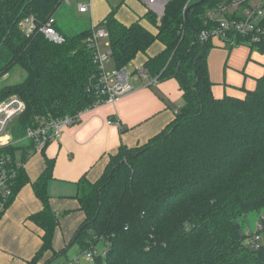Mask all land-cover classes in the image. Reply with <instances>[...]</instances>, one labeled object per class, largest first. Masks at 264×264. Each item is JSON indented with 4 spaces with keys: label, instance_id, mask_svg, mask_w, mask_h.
Here are the masks:
<instances>
[{
    "label": "trees",
    "instance_id": "trees-1",
    "mask_svg": "<svg viewBox=\"0 0 264 264\" xmlns=\"http://www.w3.org/2000/svg\"><path fill=\"white\" fill-rule=\"evenodd\" d=\"M229 1L170 0L160 18L152 11L145 15L152 33L139 21L119 22L115 8L90 27L72 14L67 0H0V77L15 67L25 72L22 81L0 89V103L11 96L24 101L16 121L21 135L42 121L105 103L93 30L107 32L115 69L160 42L163 50L147 58L142 72L155 83L174 79L182 92L169 128L143 146L120 148L98 182L82 183L78 200L86 218L73 242L81 254L103 244L93 264H264V244L253 246L254 235L264 234V62L255 87L241 88L243 97L217 98L207 67L211 39L198 40L207 13ZM68 15L78 29L71 35L59 28ZM50 18L60 43L40 30ZM26 21L34 25L28 36ZM262 28L259 42L232 34V44L249 43L264 55V19ZM26 147L11 153L20 150L25 157ZM49 176L46 160L33 184L43 206L32 217L43 230L41 251H52L57 224L44 188ZM250 214L259 217L260 230L246 232Z\"/></svg>",
    "mask_w": 264,
    "mask_h": 264
},
{
    "label": "crops",
    "instance_id": "crops-1",
    "mask_svg": "<svg viewBox=\"0 0 264 264\" xmlns=\"http://www.w3.org/2000/svg\"><path fill=\"white\" fill-rule=\"evenodd\" d=\"M67 3L72 14L88 22L90 27L97 26L115 8V18L122 24L128 26L139 21L144 28L156 33V30H150L154 27L144 18L151 11L145 0H67ZM87 3L91 5L89 12L79 13L77 5ZM213 39L222 41L212 38V48L219 45ZM212 48L207 55L210 77L208 57ZM162 50V44L156 41L146 53L138 54L131 62L134 72L130 75L134 77L128 83L131 88L128 93L81 113L75 125L65 127L59 138L51 140L42 150L35 151L25 145L23 147L28 148L25 157L20 150L17 151V159L23 163V177L0 216V264H30L36 257V264L55 263L62 256L66 257L72 248L79 250L73 238L86 218L78 200L82 183L98 182L120 148L143 146L163 133L174 122L182 106V92L176 80L151 83L149 77L146 79L140 75L147 58ZM98 52L109 55L107 38L98 41ZM262 65L263 62L260 67L252 69L255 84L263 73ZM241 72L244 74L243 69ZM242 82V85L232 82V86L241 90L245 88L246 78ZM108 121H116L118 125L108 124ZM46 160L50 163V176L44 185L48 209L57 217L51 248L61 253L55 258L52 251H41L43 230L39 222L32 220L43 210L33 184L42 177ZM75 263L79 264L78 260Z\"/></svg>",
    "mask_w": 264,
    "mask_h": 264
},
{
    "label": "built area",
    "instance_id": "built-area-1",
    "mask_svg": "<svg viewBox=\"0 0 264 264\" xmlns=\"http://www.w3.org/2000/svg\"><path fill=\"white\" fill-rule=\"evenodd\" d=\"M151 11L157 17H161L166 3L170 0H145ZM90 3L78 4L79 13H87L90 10ZM206 29L198 33V40L206 42L212 38L224 39L230 45L233 43L230 36L240 34L249 36L251 41L259 42L263 34L262 20L264 19V0H231L220 4L216 9L207 13ZM54 20L50 18L44 26L40 28L43 34L50 41L60 43L63 39L53 28ZM32 22H27L23 26L24 33L28 36L33 31ZM107 38L105 30H93L91 41L96 49V62L101 70V89L107 98L106 103H110L116 98L128 93L131 88L128 86L129 75L124 69H113L110 73L105 71L104 63L108 60L107 54L100 55L98 52V41ZM233 45V44H232ZM140 75L148 79V76L140 72ZM151 83H155L152 81ZM25 110L24 101L17 96H11L0 103V216L4 213L7 204L13 198L18 184V176L22 170L23 163L17 159L16 154L11 153V148L17 146L10 131L11 125H16ZM80 114L66 116L49 121H42L34 127H28L23 135V140L28 139V146L35 151L42 150L51 140L59 138L65 127L75 125L79 120ZM108 124L118 122L108 121ZM258 224L256 231L260 230ZM260 234H255L253 238L254 249H258ZM98 253L96 249L88 250L84 256L93 261Z\"/></svg>",
    "mask_w": 264,
    "mask_h": 264
},
{
    "label": "rangeland",
    "instance_id": "rangeland-1",
    "mask_svg": "<svg viewBox=\"0 0 264 264\" xmlns=\"http://www.w3.org/2000/svg\"><path fill=\"white\" fill-rule=\"evenodd\" d=\"M117 1L118 0H112V2H117ZM72 21L73 20H70V15L65 16L63 20L60 21L59 28L68 35L77 32L78 29H76V23ZM150 30L155 31L156 29L151 27ZM221 40H222L221 42L217 39L212 40L216 43H219V45L214 46L212 48L208 57V63H209L210 75H211L210 79L213 82V94L216 97H223L224 95L243 97L244 96L243 91L234 88L232 86V82L235 84H238L239 82V85H242L243 84L242 80L246 78L244 87L246 89H253L255 82H254V78L252 77L254 76V74L252 73V69L253 67H260L262 62H264V55H262L256 48L250 50L249 43H242L240 45L233 44L230 46V44L226 42L224 39ZM107 61L104 63L105 71L107 73H110L114 68V64L110 58ZM242 69L244 71V74L241 72ZM125 72L129 75L128 83L132 82L134 76H131L130 74H132V72L134 71L131 63L127 67H125ZM246 74L250 76L246 77L245 76ZM136 75H138L137 71H136ZM24 77H25V72L21 68L15 67L8 74L0 77V89L6 86L17 84L18 82L22 81ZM232 78L233 80L231 81ZM10 131L12 133L13 139L19 142L17 143V146L23 147L25 145H28L29 143L28 139L23 140L22 138L23 134L21 135L19 133L18 126L14 124L11 125ZM17 154L18 153L16 152V156ZM258 220L259 217L256 214H250L247 220L248 223L247 225H245L246 232L251 230L256 231ZM242 222L243 220L241 221V223ZM260 242L264 244V234H260ZM102 248H103L102 243L96 246V250L98 252H100ZM37 260H35V262L31 264H36L38 262ZM59 260L60 261H56L55 263L52 262L51 264H72V263L76 264L75 260H78L79 264H93V261L87 259L84 256V254H81L80 251L76 248H72L69 251V253L66 255V257L62 256L61 259Z\"/></svg>",
    "mask_w": 264,
    "mask_h": 264
}]
</instances>
